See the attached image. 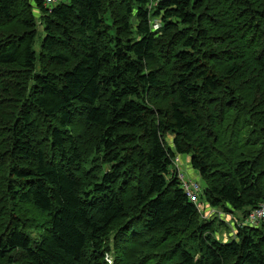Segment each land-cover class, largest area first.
<instances>
[{
	"label": "trees",
	"instance_id": "trees-1",
	"mask_svg": "<svg viewBox=\"0 0 264 264\" xmlns=\"http://www.w3.org/2000/svg\"><path fill=\"white\" fill-rule=\"evenodd\" d=\"M14 21L0 35V117L20 107L0 126V264H107L113 247L118 264H264V220L241 227L264 204V0H0V29ZM95 128L105 166L89 185ZM182 155L207 183L198 203ZM203 200L242 212L234 237L216 236ZM25 207L44 216L37 233Z\"/></svg>",
	"mask_w": 264,
	"mask_h": 264
},
{
	"label": "rangeland",
	"instance_id": "rangeland-1",
	"mask_svg": "<svg viewBox=\"0 0 264 264\" xmlns=\"http://www.w3.org/2000/svg\"><path fill=\"white\" fill-rule=\"evenodd\" d=\"M65 1L69 2L70 0H65ZM154 4H156V0H151V5H154ZM44 6L47 7L46 5H44ZM32 12L34 13V16L36 17V20H38V22H39V18H38L39 17L38 16L39 10L37 8H33ZM128 21L132 27V32H130L128 29V31H125L124 34L129 35L130 33H133L134 36H137L136 28H137V24L139 23V20L136 16V12H133V14H131V16L128 17ZM152 26H153V28H156V29L159 28L161 26L160 19L155 18L152 21ZM22 30L23 29L19 25V23L14 21L9 26H5V27L1 28L0 29V35H2L1 38L3 39L5 36L10 37L13 34H17V33L21 32ZM40 31H42V27H40ZM40 39H41L40 37L37 39V41H38L37 48L38 49H39V42H40L39 40ZM149 67H153V65L151 64ZM6 68H8L10 71H18L19 70L14 66L6 67ZM22 88H23V86H22ZM9 89L13 91V95H16V92L14 91V89H12V88H9ZM21 89H20V92H22ZM18 101L19 100L16 99L13 102L17 103ZM154 104L156 106L157 105L165 106V105H167V102L166 101L162 102L161 100H155ZM8 105H9V103L6 104V106H8ZM18 108H20L19 104H16L14 107H12L10 109L8 114H3L0 117V126L1 127L9 126L14 121V119L17 117V114H18ZM79 122H80V124L82 123V121H79ZM99 134H100V130H98L96 128L92 129V131H90V134H89L90 139L87 138V142H86L87 147L84 150V154L86 155L88 153V151H91L93 153V155L90 158H88V162L85 165H83V168H85L84 169L85 174L83 173V171H82V173L79 174L80 176H82L83 182L85 184H89V185L91 184V183H89V181L92 182L93 176H96V174L98 172L101 173V170L105 166L104 162H103L102 155L98 152V150L95 149L97 140H99L98 139ZM171 139L172 138L169 137V140H171ZM174 165L176 168L177 167L179 168V170L185 176L187 181L199 183L202 186V189L204 191V189L207 186V183H205V181L203 179H201L198 172H195L193 170V168L190 165L189 157L183 156V155L178 156L174 161ZM133 194H134V191H132V190L128 191V193L126 194V198L130 195H133ZM0 205H3L2 201H0ZM198 209H199V215H201L202 218H205V219L209 218V219L216 221V236L218 238L224 239V240H228L229 238L235 236V234H236V232H235L236 222H240L239 221L240 218H243L242 212L227 213L224 210H222L221 208H211L209 206V204L206 203L204 200ZM22 212L26 216L30 215L31 218H36L37 222H35V223L29 222V224H30L29 228L31 230H33V233H37V230L40 228V226L44 222L43 221L44 216L41 213H38L37 211L33 210L30 207H25L22 210ZM238 216H240V218ZM7 219H8V215L4 214L1 217V222L4 223V222H6ZM124 221H125V218H122V219H120L114 223V225L111 228V231H113V232L111 233V235L109 237L110 238L109 243H111V244L115 243L116 237H117V232L123 231L121 229V227L124 225ZM121 238H123L122 234H121L120 239ZM132 247H135V246H132ZM111 250L112 251L105 256V261L107 262V264H118V261H117L118 257H116L114 247ZM117 256H118V254H117ZM137 264H139V261L137 262ZM143 264H145V263H143Z\"/></svg>",
	"mask_w": 264,
	"mask_h": 264
},
{
	"label": "built area",
	"instance_id": "built-area-1",
	"mask_svg": "<svg viewBox=\"0 0 264 264\" xmlns=\"http://www.w3.org/2000/svg\"><path fill=\"white\" fill-rule=\"evenodd\" d=\"M44 5H46L48 8L56 7L65 0H41ZM159 0H156V2ZM177 169H179L177 167ZM180 180L182 182V186L184 190L186 191L188 197L193 201L198 203L199 195L202 192V186L199 185V183L196 182H190L187 181L185 176L181 173ZM201 204L198 205V207ZM264 220V204L260 205L258 208L254 209L249 216L247 217L246 221L244 222L245 225H242L241 227H244L246 225H257L259 222ZM243 223V221H241Z\"/></svg>",
	"mask_w": 264,
	"mask_h": 264
}]
</instances>
